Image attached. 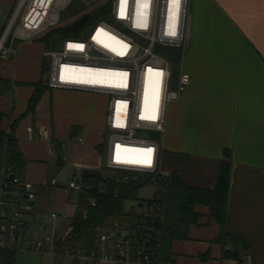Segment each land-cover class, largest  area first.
Returning <instances> with one entry per match:
<instances>
[{"label": "crops", "instance_id": "obj_1", "mask_svg": "<svg viewBox=\"0 0 264 264\" xmlns=\"http://www.w3.org/2000/svg\"><path fill=\"white\" fill-rule=\"evenodd\" d=\"M189 8L181 68L191 75V84L168 107L160 140L161 171L167 176L179 172L192 187L213 188L227 159L225 151L230 150L225 229L240 244L216 241L221 226L208 216L209 208L200 205V224L190 228L187 240L173 243L172 264H264V0H191ZM44 50L36 43L17 41L13 52L0 54V73L12 83L9 92L0 93V110L6 115L1 128L9 131L18 122L15 134L29 159L25 180L38 191L34 211L22 219L26 230L28 219L47 208H52L51 214L72 213L66 219L68 226L72 224L79 208L77 192L69 183L85 170H102L107 147L105 115L103 128L101 108L94 102L100 97L97 93L49 89L35 111L27 113L43 78ZM71 136L83 137L85 143L72 146L65 163L56 143ZM45 226L41 222L40 227ZM235 250L237 256L230 255ZM73 260L65 264H90Z\"/></svg>", "mask_w": 264, "mask_h": 264}, {"label": "built area", "instance_id": "obj_2", "mask_svg": "<svg viewBox=\"0 0 264 264\" xmlns=\"http://www.w3.org/2000/svg\"><path fill=\"white\" fill-rule=\"evenodd\" d=\"M73 1L17 0L0 40V54L13 52V45L17 41L34 40L60 25L63 12ZM82 1L89 5L100 0ZM190 2L111 0L105 16L92 22L87 34L81 31L80 36L60 38L58 48L45 51L47 85L50 89L92 92L107 97V147L100 172L108 174H103L107 181L120 179L132 182L145 176L154 178L148 186L157 187L154 196L156 203L153 206L145 203L140 213L145 219L164 220L167 200L160 181L169 177L161 171L160 140L149 132L164 134L169 105L191 84V75L182 72L178 88H172L173 64L165 54L157 52L156 46H179L185 43ZM151 116H155V119L145 118ZM29 130L32 132V127ZM77 143H85V139L71 136L61 142V158L65 163L70 160V148ZM149 148L153 150L150 157L146 151ZM149 158L151 163H145ZM51 183L58 186L60 182L52 179ZM69 189L80 192L91 189V185L83 180L81 173L70 181ZM100 192L105 193L106 187L102 185ZM37 199L38 191L34 183L15 177L11 167L3 168L0 248L15 249V246H19L41 254L69 256L90 264L116 261L163 264L160 254L153 247L142 244L136 232L128 229L102 232L97 248L90 253L81 245L57 249L60 242H66L71 237L74 232L72 224L64 234L54 233L43 240L31 241L22 237L20 229H26L27 226L18 219L34 211ZM92 203L96 205V200L93 199ZM87 216V212H84V217ZM71 217L73 215L69 212H54L49 220L56 222L60 218Z\"/></svg>", "mask_w": 264, "mask_h": 264}, {"label": "trees", "instance_id": "obj_3", "mask_svg": "<svg viewBox=\"0 0 264 264\" xmlns=\"http://www.w3.org/2000/svg\"><path fill=\"white\" fill-rule=\"evenodd\" d=\"M106 12L102 16H105ZM99 17L101 16L93 17L90 15L85 25L87 23L91 24ZM85 25L82 26L80 31L75 32L74 30H65L67 25L61 23L34 40L44 42L47 49H51L56 39L66 36H80ZM47 70L48 64L45 62L43 77L47 74ZM36 87L27 113L35 111L43 94L50 89L43 78ZM11 89V81L4 78L0 73V93L9 92ZM5 116L0 110V171L5 167H11L13 175L24 181L29 167V159L23 153L19 139L15 134L18 122H14L9 131L1 128ZM56 150L59 152L61 160V143H56ZM101 151L105 153L104 148ZM225 156L227 159L221 164L213 188L189 186L183 181L179 172L176 171L172 172L167 179L160 181V185L164 186L167 200L164 220L157 218L145 219L143 215L136 211L135 207L130 210L127 209L128 202H138V204L145 202L149 206L156 203L154 198L150 201L139 198V191L151 184L154 180L153 177L145 176L132 182L107 181L100 171L85 170L83 180L90 183L91 189L77 192L75 201L79 209L72 220L74 232L66 242H60L57 249L62 250L66 246L81 245L90 253L97 248V242L102 232L128 229L136 232V236L142 244L153 247L160 254L163 264H172L174 263L173 243L176 240H187L190 228L193 225L200 224L202 214L197 210L200 205L207 206L209 208L208 216L221 226V233L216 241L224 245L232 244L237 247L240 240L227 234L225 229L231 190L232 152L230 150L225 151ZM102 185L106 187L105 193L100 192ZM93 199L96 200V205H93ZM84 212H87V217H84ZM237 250L230 252V255L237 256ZM16 262V249L0 248V264H16Z\"/></svg>", "mask_w": 264, "mask_h": 264}, {"label": "rangeland", "instance_id": "obj_4", "mask_svg": "<svg viewBox=\"0 0 264 264\" xmlns=\"http://www.w3.org/2000/svg\"><path fill=\"white\" fill-rule=\"evenodd\" d=\"M111 0H100L95 1L92 4H85L82 0H74L72 4L63 12L62 14V21L61 23L63 25H68L72 22H75L80 17L84 15H91V16H102L106 12L107 6L110 4ZM17 4V0H1L0 1V36L4 29H6V26L15 10ZM90 24L87 23L85 27L82 29L84 32L83 34H87L89 31ZM38 40V39H37ZM59 39L54 40L51 48H58L59 46ZM29 43H36L38 44L39 48L42 49V51L47 48H45L44 44L36 41V40H29ZM44 50V51H45ZM43 80L45 83L48 82V76L47 74L43 77ZM100 97H94V102L100 106L101 116V126L104 128V115L106 114L105 106L107 105V97L105 95L99 94ZM107 139V137H106ZM103 174L106 176L108 175L106 172H103ZM120 180V179H119ZM121 181V180H120ZM157 191L156 186H146L143 187L139 191V198L144 199L146 201H150L154 198L155 193ZM133 207H135L136 211H142L141 208H139L138 202H128L127 203V209L130 210ZM52 212V208H47L45 212L42 214L37 213L34 216H31L28 221L31 223L29 229H25L24 227H21L20 229V235L22 237H26L29 240H38V239H45L49 236H53L55 231L57 230L59 235L64 234L65 228L68 226L69 222L64 219L60 218L59 221H56L55 223L49 221L50 214ZM25 217V216H24ZM23 217H20L18 220H22ZM41 222H45V227H40ZM56 232V233H57ZM17 250V264H65L66 262L72 263L74 260L72 257L69 256H59L58 258H55L53 256H42V254L37 253L35 251H31L29 249H22L19 246L14 247Z\"/></svg>", "mask_w": 264, "mask_h": 264}, {"label": "water", "instance_id": "obj_5", "mask_svg": "<svg viewBox=\"0 0 264 264\" xmlns=\"http://www.w3.org/2000/svg\"><path fill=\"white\" fill-rule=\"evenodd\" d=\"M89 18H90V15L87 14L81 17L80 19L76 20L75 22L68 24L65 27V30L78 31L81 28V26H83L89 20ZM184 49H185V44H181L179 46L158 44L156 46L157 52L165 54L167 59H169L173 64V75H172V88L173 89L178 88V85H179L180 76L182 73L181 61L184 56ZM149 133L151 134V136H153L154 138L158 140H161L163 137V134L158 131H150ZM144 206H145L144 202L139 203L140 208H143Z\"/></svg>", "mask_w": 264, "mask_h": 264}, {"label": "snow or ice", "instance_id": "obj_6", "mask_svg": "<svg viewBox=\"0 0 264 264\" xmlns=\"http://www.w3.org/2000/svg\"><path fill=\"white\" fill-rule=\"evenodd\" d=\"M69 47H82V46H79V45H76V46L69 45ZM125 47H127V46L125 45ZM120 54L123 55V53H120ZM145 118H147V119H155V116L145 117ZM146 151H147V153L149 154V157H150L153 150L149 148ZM145 163H149L150 164L151 163L150 158H149V160L145 161Z\"/></svg>", "mask_w": 264, "mask_h": 264}, {"label": "bare ground", "instance_id": "obj_7", "mask_svg": "<svg viewBox=\"0 0 264 264\" xmlns=\"http://www.w3.org/2000/svg\"><path fill=\"white\" fill-rule=\"evenodd\" d=\"M176 2V1H175Z\"/></svg>", "mask_w": 264, "mask_h": 264}]
</instances>
